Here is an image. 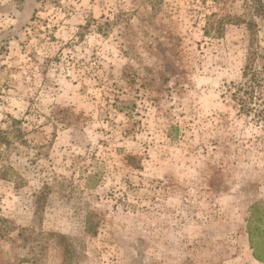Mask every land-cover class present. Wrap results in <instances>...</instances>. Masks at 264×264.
Listing matches in <instances>:
<instances>
[{"label":"rangeland","instance_id":"obj_1","mask_svg":"<svg viewBox=\"0 0 264 264\" xmlns=\"http://www.w3.org/2000/svg\"><path fill=\"white\" fill-rule=\"evenodd\" d=\"M251 46L264 0H0V264H263Z\"/></svg>","mask_w":264,"mask_h":264},{"label":"trees","instance_id":"obj_2","mask_svg":"<svg viewBox=\"0 0 264 264\" xmlns=\"http://www.w3.org/2000/svg\"><path fill=\"white\" fill-rule=\"evenodd\" d=\"M213 11L206 21L205 33H220L224 27V18L216 19ZM251 26V25H250ZM236 102L245 112H253L257 122H264V53L250 47L243 68L242 81L234 93ZM247 233L249 245L256 260L264 264V203L254 202L249 209Z\"/></svg>","mask_w":264,"mask_h":264}]
</instances>
